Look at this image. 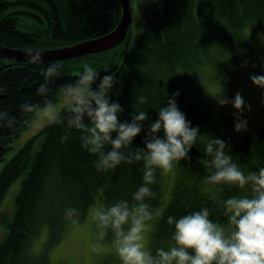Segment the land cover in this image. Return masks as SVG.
I'll return each instance as SVG.
<instances>
[{"label": "trees", "instance_id": "obj_1", "mask_svg": "<svg viewBox=\"0 0 264 264\" xmlns=\"http://www.w3.org/2000/svg\"><path fill=\"white\" fill-rule=\"evenodd\" d=\"M121 12L120 0H0V45L41 50L72 45L111 32L118 25ZM25 17L31 23L24 21ZM247 28L252 31L264 28V0H168L157 19L147 22L132 44L129 31L122 43L107 51L43 61L40 66L0 57V109L15 118L13 126L0 127V162L11 147L10 142L34 114L22 111L20 104L44 103V98L36 93L37 86L44 81L43 69L50 63L63 66L60 74L49 82L47 95L54 103L60 86L73 82L87 62L97 67L101 76L105 71L116 73L117 83L111 96L124 108L119 115L121 120H131L135 110L144 109L154 121L158 117L156 108L167 103L168 94L178 91L179 108L193 126H199L203 138L214 135L224 139L230 145L233 159L245 171L264 166V130L257 136L236 132L224 107L206 108L180 90L176 82L180 70H192L203 64L212 49L219 55L232 50L238 53L241 49L243 60L252 49V34ZM240 64L234 63L233 69ZM105 67L109 69L104 70ZM139 95H146L148 101L140 103ZM60 112L65 115L64 124H47L39 133L44 140L37 151L33 137L0 172V202L8 188L25 173L21 185L18 184L14 217L8 221L7 236L0 243V264H46V255L39 261L28 251L30 241L43 224L50 228V242L56 241L70 225L63 215L66 207L79 208L83 218L97 202L111 204L121 198L131 202L132 193L143 182V161L123 162L115 169L97 171L96 154L82 147L80 130L66 128L65 107ZM148 124L149 121L144 122L134 145H144ZM66 130L69 139L61 143L59 137ZM208 159L198 139L189 156L175 163L181 174L169 203L155 223L153 252L171 241L168 215L179 217L207 207L211 219L224 223L223 199L245 194L244 189L236 186L221 188L207 184L204 177L211 171ZM162 174L158 169L156 183L151 186L154 196L149 199L155 210L162 203ZM205 187H210V191H205Z\"/></svg>", "mask_w": 264, "mask_h": 264}, {"label": "clouds", "instance_id": "obj_2", "mask_svg": "<svg viewBox=\"0 0 264 264\" xmlns=\"http://www.w3.org/2000/svg\"><path fill=\"white\" fill-rule=\"evenodd\" d=\"M42 54L38 47L27 49L28 63L42 65ZM62 67L50 63L43 69L44 81L37 86L36 93L44 98V103L24 101L20 104L22 111L43 117L47 124H64L65 115L47 95L49 82L60 74ZM251 79L264 88V73L254 74ZM116 83L114 71H105L101 76L97 67L85 62L75 80L59 88V98L67 113L66 128L80 130L82 147L97 156V171L115 169L123 162L143 161V182L132 193L131 202L121 198L94 208L99 238L103 240L111 232V243L122 264H264V166L245 171L233 159L224 139L214 135L203 138L199 126H193L179 108L178 91L168 94L167 103L156 108L158 117L154 121L144 109L135 110L131 120H121L119 115L124 108L111 96ZM215 97L220 105L231 102L237 113L244 110L245 100L240 92L231 100L224 90ZM137 99L140 103L148 101L146 95ZM14 119L7 110L0 109V127L13 126ZM145 121L149 124L144 145L136 146L133 141L143 131ZM235 130L246 131V119L238 117ZM69 135V131L63 132L60 142L67 141ZM198 139L204 145L211 169L204 181L214 187L236 186L244 189L245 194L223 199L224 223L211 219L207 207L179 217L168 215L171 243L168 247H156L153 252L147 244V234L150 221L157 215L149 199L154 196L151 186L156 183V172H170L177 161L189 156ZM63 215L71 225L80 222V210L75 206L66 207Z\"/></svg>", "mask_w": 264, "mask_h": 264}, {"label": "rangeland", "instance_id": "obj_3", "mask_svg": "<svg viewBox=\"0 0 264 264\" xmlns=\"http://www.w3.org/2000/svg\"><path fill=\"white\" fill-rule=\"evenodd\" d=\"M167 2L168 0H131L133 10L130 28L131 44L140 37L147 22L157 19ZM24 21L31 23L29 17H25ZM246 31L252 34V49L243 60H240L243 54L241 49H238V53L236 50H232L229 54L220 55L215 52V49H212L209 58L204 60L203 64L192 70H180L176 75V82L180 90L190 94L206 108L224 107L229 113L228 118L234 128L238 117L246 119L247 130L240 132L257 136L264 130V88L254 84L251 76L264 73V28L256 31L247 28ZM237 61L241 64L233 69V64ZM223 90L229 100L237 92L243 95L245 106L242 113H237L231 102L226 105H220L217 102L215 95L222 93ZM54 104L58 111L64 107L59 94ZM46 125L43 117L36 114L31 116L27 126L10 142L11 147L0 162V172L4 165L31 138H35V151L41 147L44 135L39 133ZM180 174L181 171L175 167L170 172L162 174V203L156 210L157 215L150 221L151 227L147 234V244L152 250L155 223L169 203L175 181ZM24 177L25 173L21 174L8 188L0 202V243L7 236L8 221L14 217L15 200L19 193L18 184L21 185ZM209 188L205 187V191H210ZM99 205V202L92 205L86 215L80 218V222L76 225L70 224L56 241L50 242V228L47 224H43L39 233L29 243V254L38 258L39 261H42L41 256L46 255V264H122L111 243V232L103 240L98 236L93 210ZM170 243L171 241L164 242L162 246L168 247ZM93 245H97V247L94 248Z\"/></svg>", "mask_w": 264, "mask_h": 264}, {"label": "water", "instance_id": "obj_4", "mask_svg": "<svg viewBox=\"0 0 264 264\" xmlns=\"http://www.w3.org/2000/svg\"><path fill=\"white\" fill-rule=\"evenodd\" d=\"M120 3L122 12L119 23L115 29L105 35L72 45L54 49H42L43 61H62L89 54L101 53L122 43L130 31L133 10L131 0H120ZM0 57L15 61H28L27 49H13L1 45Z\"/></svg>", "mask_w": 264, "mask_h": 264}, {"label": "crops", "instance_id": "obj_5", "mask_svg": "<svg viewBox=\"0 0 264 264\" xmlns=\"http://www.w3.org/2000/svg\"><path fill=\"white\" fill-rule=\"evenodd\" d=\"M18 186V185H17Z\"/></svg>", "mask_w": 264, "mask_h": 264}]
</instances>
